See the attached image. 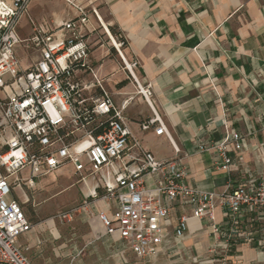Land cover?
Here are the masks:
<instances>
[{"label": "built area", "instance_id": "2783aa9c", "mask_svg": "<svg viewBox=\"0 0 264 264\" xmlns=\"http://www.w3.org/2000/svg\"><path fill=\"white\" fill-rule=\"evenodd\" d=\"M62 1L70 17L38 22L29 13L31 0H0V264H32L18 244L32 229L23 205L43 178L63 169L71 171L81 200L55 218L71 222L95 209L98 201L113 204L111 217L104 212L96 217L105 234L117 236L139 261L159 257L175 206L190 210L177 220L176 240L190 219L205 221L217 264H228L227 252L243 237L263 247L264 227L258 238L242 232L247 215L255 222L264 220V173L240 182L228 179L224 191L207 192L187 184L184 158L156 159L130 129L125 112L133 97L115 105L104 80L89 66L88 36L96 30L93 21L101 26L99 0ZM23 19L30 29L25 38L19 35ZM116 40L112 47L121 56L124 44L120 36ZM121 61L135 94L152 107L151 84L138 81L135 62L122 56ZM152 113L140 124L141 131L167 136ZM249 134L233 131L197 147L213 153V168L227 173ZM217 208L225 228L216 222Z\"/></svg>", "mask_w": 264, "mask_h": 264}, {"label": "crops", "instance_id": "0c3cea01", "mask_svg": "<svg viewBox=\"0 0 264 264\" xmlns=\"http://www.w3.org/2000/svg\"><path fill=\"white\" fill-rule=\"evenodd\" d=\"M96 4L101 26L93 21L96 30L88 36L89 66L104 80V90L115 105L133 97L125 112L130 129L155 158H184L187 184L207 192L224 191L228 179L240 182L263 174L264 0H99ZM29 13L38 22L71 16L62 0H31ZM23 25L28 36L27 19L21 21ZM110 28L123 38L120 54L126 62L136 63L138 81L151 84L152 107L135 94L121 56L112 48L118 36ZM19 35L26 37L20 31ZM152 111L167 136H156L153 129L141 131L140 124L153 116ZM233 131L250 134L224 173L213 168L214 154L197 146L223 140ZM97 212L111 217L115 208L96 202L95 209L75 216L76 227L69 232L57 230L60 221L55 216L60 212L45 221L26 216L32 229L18 244L32 264H217L205 221L190 219L184 236L176 240L174 227L181 215H190L188 209L173 207L169 236L159 257L143 261L135 259L117 236L105 234ZM34 213L37 216L40 210ZM253 218L246 216L242 235L253 232L262 237L264 220ZM216 222L225 228L219 208ZM72 239H79L78 247ZM227 259L228 264H264V246L256 247L243 237L227 252Z\"/></svg>", "mask_w": 264, "mask_h": 264}, {"label": "rangeland", "instance_id": "374dc122", "mask_svg": "<svg viewBox=\"0 0 264 264\" xmlns=\"http://www.w3.org/2000/svg\"><path fill=\"white\" fill-rule=\"evenodd\" d=\"M19 31L23 36H26L28 33V29H26L25 25L19 27ZM99 36H101L102 41L105 43L109 42L104 39L103 35ZM113 50L115 51L114 48ZM18 56L22 60L24 58V53L20 51ZM73 180V177L69 173V169H63L61 173H54L43 178L34 191L28 192L30 202L24 207L25 215L31 221H45L58 212L65 211L78 205L80 203L81 196L77 188L71 186ZM39 210L40 213L35 216L34 212ZM56 226L57 230L62 232L73 231L76 227L75 218L71 222H57ZM78 242L79 239H72V243H75L77 247Z\"/></svg>", "mask_w": 264, "mask_h": 264}, {"label": "trees", "instance_id": "16d2710c", "mask_svg": "<svg viewBox=\"0 0 264 264\" xmlns=\"http://www.w3.org/2000/svg\"><path fill=\"white\" fill-rule=\"evenodd\" d=\"M110 32H111V34H113V35H117V36H119V35H120L119 33H117V32L115 31V29H114V28H110ZM121 40L123 41V44H125V42H124L123 38H121Z\"/></svg>", "mask_w": 264, "mask_h": 264}]
</instances>
